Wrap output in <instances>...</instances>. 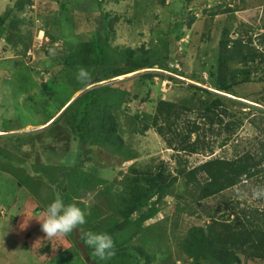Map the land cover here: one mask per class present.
Segmentation results:
<instances>
[{
	"label": "trees",
	"instance_id": "obj_1",
	"mask_svg": "<svg viewBox=\"0 0 264 264\" xmlns=\"http://www.w3.org/2000/svg\"><path fill=\"white\" fill-rule=\"evenodd\" d=\"M119 1L112 0L114 3ZM56 2L62 10H66L68 9L66 2L73 0ZM89 2L92 8L84 5L71 10L74 22L79 17L81 20L78 22L86 28L80 31L75 29L74 40H67L58 32L60 11L56 17H39L43 18L42 30L45 37L49 38V42L57 43L58 40L63 42L62 69L68 71L66 78L73 86V92H81L73 100L70 93L58 110L46 117L45 122L52 121L41 132H28L29 137L25 145L35 149L41 140L69 143L67 152L63 155L67 165H63L60 173H54L55 169H50L52 167L45 166L44 169L37 165L34 167V173L39 174L41 178L44 173L60 187L66 182V191H61V187L59 193L66 203H76L86 213V224L81 226L83 231L107 232L113 237L115 255L110 260L99 261L92 255V249L84 245L91 259L97 264H138L141 256L144 258L143 264H150L154 255L148 254L140 245H131L130 242L144 230L143 224L154 219L163 209L168 198L177 199L175 204L177 213L187 211L195 213L196 209L188 210L191 205H197L248 180L262 183L264 109L255 107L252 111L233 110L225 101H231L227 95L245 98L238 91L241 85L251 82L264 83V25L257 27L256 31L251 27L242 30L232 16L237 10L236 6L231 7L226 3L222 8L220 4L213 2L210 8L204 10L210 19L220 13H230L231 21L226 22L220 30L216 54L205 59L199 73L197 69L185 73L171 63L168 39H163L161 47L155 50L146 49L143 44L138 49L128 46L119 49L118 46H112L114 26L119 20V15L109 10L104 11L102 5L106 0ZM198 2L159 0L161 5L170 4L173 12H177L173 22L181 20L187 8L190 5L195 7ZM32 5V0H14L12 4H6L0 13V38L5 39L6 46L12 49L18 47V52L25 53L28 47L21 35L20 25L24 23V18L16 14ZM96 8L100 9L98 15H95ZM187 16L186 24L189 26L194 16L188 14ZM123 18L127 23H131L133 19ZM51 32H56V35ZM205 32L204 35L209 38V30ZM167 34L177 41L181 39L183 33L181 31ZM155 66L203 84L205 81L200 73L204 71L207 73L206 84L210 89L189 83L186 87L193 90L188 97L176 101L159 97L155 100L153 112L149 116L133 111L127 106L128 102L138 99L142 102L152 101L148 98L149 91L147 90L145 95L143 92L155 78L160 82L181 81L171 75L152 71L114 80L119 76ZM80 68L86 69L89 73L90 78L86 84H80L76 80ZM95 77L97 84L88 88L90 80ZM112 79L113 81L106 84V81ZM129 82L130 85H127ZM244 120L256 128L258 136L255 146L249 145L240 154L236 153L230 158L214 156L196 165H188L184 154H212L217 138L223 136L218 146H224L242 127ZM149 129H153L163 139L167 148L173 151L175 164L172 168L164 161L154 166L143 167L136 166L132 161L135 158L134 151L129 148L125 133L143 135ZM82 145L92 147L96 151L88 148V151L84 152ZM99 154H103L108 163L101 173L105 170L110 172L117 163L130 162L125 171L121 169L123 167L119 168L115 179L100 189L98 186L105 182L100 175L93 171H83L78 165L73 166L71 162L75 159L78 163L83 157L99 160ZM19 164L17 184L29 187L35 180L28 175L30 171L24 167L25 161L23 165ZM1 171L16 172V169L0 161ZM50 171L53 176H49ZM39 182L35 181L36 184ZM71 192L82 196L85 192L95 194V199H102L101 205L107 211L104 214L93 208H89V212L86 211L85 206L79 204L78 200L72 199L71 202ZM99 203L97 202V205L101 208ZM203 212L208 220L202 225L190 226L179 237L178 250L183 255L181 257L183 264H242V258L248 260L264 258V207L247 205L240 207L239 201H228L220 214L216 208L205 210L203 207ZM23 217L34 221L33 218L40 217V213L38 209L28 213L19 208L14 216H10V220H13L15 227L30 223ZM197 217L201 215L198 213ZM77 232L79 234L77 241L83 243L79 230ZM73 235L75 233L49 239L43 233L39 237H33L30 246L27 243L25 247L42 260L41 263L55 258L67 264L68 248L73 245L79 250L77 243L73 242ZM82 261L85 262L83 258Z\"/></svg>",
	"mask_w": 264,
	"mask_h": 264
},
{
	"label": "rangeland",
	"instance_id": "obj_2",
	"mask_svg": "<svg viewBox=\"0 0 264 264\" xmlns=\"http://www.w3.org/2000/svg\"><path fill=\"white\" fill-rule=\"evenodd\" d=\"M13 1L0 0V13L4 10L6 4H12ZM32 1V7H26L25 10L18 11L16 14L24 18V23L20 27L23 42L28 47L26 52H18V47L12 49L6 46L5 39L0 38V161L16 169V172H0V264H64L63 260L57 261L55 258L49 262L41 263L42 260L27 251L25 245L28 243L30 246L33 237H39L43 234L41 224L38 221L43 220L40 210L46 207L54 194L59 192L62 187L58 186V183H53L52 179L46 177L44 173L41 178L39 174L34 173V167L35 165L44 169L45 166L52 167L50 169H55L54 173H60L59 170L63 165H67L63 155L67 152L69 143L57 142L58 140L56 142L41 140L35 149L25 144L28 141V132H41L52 121L45 122L46 117L54 114L70 93L73 97H76L81 92H73V86L68 83L66 78L68 71L62 69L61 43L63 42L61 40H58L57 43L49 42V38L45 37L42 30L43 18L39 17H56L57 12L60 11L58 32L67 40H74L75 29L80 31L86 30V28L81 22H78L81 20L79 17L74 22L71 10L74 8L79 9L84 5L92 8V4L89 0H73V2H66L68 9L62 10L56 0ZM196 1L199 2L196 3L195 7L190 5L181 20L173 22L177 12H173L174 9L170 4L161 5L159 0H120L118 3L106 0L102 5L104 11L109 10L119 15V20L114 26L115 35L111 40L112 46H118L119 49L127 46L138 49L143 44L146 49L152 48V50H155L161 47L163 39H168L170 41L168 53L172 56L171 63L185 73H190L193 69H197L199 73L201 64L205 59L216 54L221 28L226 22L231 21L230 13H220L210 19L204 10L210 8L213 2L220 4L222 8L226 3L231 7L236 6L237 10L234 11L232 16L235 23L238 24V27L240 25L242 30L251 27L256 31L257 27L264 25V0ZM95 11V15H98L100 9L96 8ZM187 14L194 16V20L189 26L186 24ZM123 17L133 18L132 22H125ZM205 30H209V38L204 35ZM181 31L183 34L181 39L177 41L167 34L168 32L181 33ZM51 33L56 35V32ZM49 50H53L54 55H50ZM145 71L162 72L175 77L181 82L167 80L160 82L155 78L152 83L145 87L143 92V95H145L148 90V98L153 102H142L139 99L128 102L127 106L133 111L149 116L153 112L157 98L162 97L163 99L176 101L191 95L190 91L192 92L193 89L189 90L186 84L195 82L188 77L158 69L156 66L148 70L135 71L123 77H117L114 81L122 80L125 77H134ZM200 74L205 83L197 82L195 84L198 87L208 88L206 84L207 73L201 71ZM92 80H90L88 88L97 84ZM111 81L113 79L106 81V84ZM127 85H130V82ZM238 91L245 98L230 95L231 101L226 100L225 102L231 106V109L242 111H252L255 107L264 109V83L251 82L244 84L239 86ZM42 127L44 128L40 129ZM257 136L256 128L252 127L247 120H244L242 127L224 146H218L219 140L223 136L217 138L212 154H184L183 156L188 165H196L214 156L230 158L236 153L240 154L249 145L255 146ZM125 139L129 144V148L134 151L135 158L132 161L135 162L136 166H154L160 161L168 163L170 168L174 166L173 151L167 148L163 139L153 129H149L143 135L126 132ZM81 148L84 152L88 151V148H91L89 149L91 151L94 150L92 147H86L85 145H82ZM24 161L26 164L24 167H27L30 171L28 175L35 181L39 180V184H36L35 181L29 187L17 184V164L23 165ZM71 162L73 166L78 165L79 169L83 171H93L100 175L106 183L100 184L99 189L109 185V182L115 179L119 168L123 167L121 169L125 171L126 166L130 163H117L110 172L105 170L104 173H101L108 164L103 154H99V160L83 157L82 161L78 163L75 159H72ZM48 174L53 176L51 175L52 171ZM261 180L262 183L253 180L245 181L197 205H191L188 210L196 209L195 213H189L187 210L184 213H177L175 211L177 199L168 198L163 205V209L156 214L154 219L143 224L144 230L132 238L130 244L140 245L148 254H153L150 264H180L183 255L178 250L179 237L190 226L202 225L204 221L208 220L203 212V207H205V210L216 208L219 210V214L224 211L225 203H228V201H239L240 207L247 205L262 208L264 207V198L255 199L253 197L256 188L264 187V177ZM62 185L61 191L64 192L67 189V184L65 182ZM94 195L91 192H85L84 196L74 192L70 193L71 202L72 199L78 200L79 204L85 206L86 211L89 212L88 209L93 208L102 211L104 214L107 210L101 205L102 199L96 200ZM97 202H100L101 208L97 205ZM19 208L21 211H27L28 213L33 209H38L40 217L33 218L34 221H32L31 219H25L26 216H24L25 221L30 223L15 227L13 220H10V216H14ZM198 213L201 217H197ZM73 242H78L74 235ZM130 251L134 252L133 250ZM80 252V249L78 250L71 245L67 250L69 261L67 264H85L82 261ZM139 259L138 264H143L144 258L139 256ZM182 261L181 264H183ZM242 262V264H264V258L254 260L242 258Z\"/></svg>",
	"mask_w": 264,
	"mask_h": 264
},
{
	"label": "clouds",
	"instance_id": "obj_3",
	"mask_svg": "<svg viewBox=\"0 0 264 264\" xmlns=\"http://www.w3.org/2000/svg\"><path fill=\"white\" fill-rule=\"evenodd\" d=\"M49 54L54 55V51L49 50ZM89 78L86 69H78L76 74L78 83L86 84ZM253 197L255 199L264 198V187L256 188ZM40 212L43 215V220H37L40 222L41 230L47 238L64 237L79 230L84 245L92 249V255L97 257L99 261L110 260L115 255L113 237L107 232L83 231L81 226L86 224V213L78 204L66 203L59 192L54 194L52 200Z\"/></svg>",
	"mask_w": 264,
	"mask_h": 264
},
{
	"label": "water",
	"instance_id": "obj_4",
	"mask_svg": "<svg viewBox=\"0 0 264 264\" xmlns=\"http://www.w3.org/2000/svg\"><path fill=\"white\" fill-rule=\"evenodd\" d=\"M92 82H97V77H95V78L92 80ZM76 96H77V95H76ZM74 98H75V97H73L71 100H73ZM47 125H49V124H47ZM43 128H44V127L40 128V129H43ZM63 190H64V189H63ZM74 233H75V235H74V236H75V239H76V241H77V238L79 237V234H78L77 230H76ZM78 245H79V247H80V249H81V254H82L83 259L85 260V262H86L87 264H97L93 259L90 258V255L87 253L84 244H83V243H79Z\"/></svg>",
	"mask_w": 264,
	"mask_h": 264
},
{
	"label": "flooded vegetation",
	"instance_id": "obj_5",
	"mask_svg": "<svg viewBox=\"0 0 264 264\" xmlns=\"http://www.w3.org/2000/svg\"><path fill=\"white\" fill-rule=\"evenodd\" d=\"M76 243H77L78 248L80 249V247H79V245H78L80 242H76ZM80 250H81V249H80Z\"/></svg>",
	"mask_w": 264,
	"mask_h": 264
},
{
	"label": "bare ground",
	"instance_id": "obj_6",
	"mask_svg": "<svg viewBox=\"0 0 264 264\" xmlns=\"http://www.w3.org/2000/svg\"><path fill=\"white\" fill-rule=\"evenodd\" d=\"M139 71V70H138ZM131 74V73H130ZM119 77H123V76H119ZM37 128V127H36ZM25 132V131H24Z\"/></svg>",
	"mask_w": 264,
	"mask_h": 264
}]
</instances>
